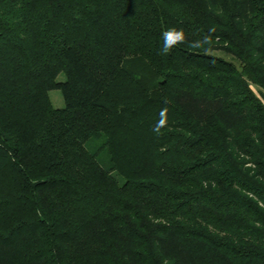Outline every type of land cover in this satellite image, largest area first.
I'll return each mask as SVG.
<instances>
[{"label": "trees", "instance_id": "obj_1", "mask_svg": "<svg viewBox=\"0 0 264 264\" xmlns=\"http://www.w3.org/2000/svg\"><path fill=\"white\" fill-rule=\"evenodd\" d=\"M252 86L264 0H0V264H264Z\"/></svg>", "mask_w": 264, "mask_h": 264}, {"label": "clouds", "instance_id": "obj_2", "mask_svg": "<svg viewBox=\"0 0 264 264\" xmlns=\"http://www.w3.org/2000/svg\"><path fill=\"white\" fill-rule=\"evenodd\" d=\"M215 29H210V31H214ZM163 39H164V44L160 49V54L161 55H167L170 53V51L177 46L178 44L181 43H185L186 42V35L184 30L181 29H177L175 27L172 28H168L166 30H164L161 33ZM211 43V39L209 36H205L203 41H196V42H192L190 44L191 47H201L203 44H210ZM166 109L164 111H162L161 116L164 117L165 113H166ZM166 123L165 119H161L158 122L157 127L154 129L155 131L159 132L160 128L163 127Z\"/></svg>", "mask_w": 264, "mask_h": 264}, {"label": "rangeland", "instance_id": "obj_3", "mask_svg": "<svg viewBox=\"0 0 264 264\" xmlns=\"http://www.w3.org/2000/svg\"><path fill=\"white\" fill-rule=\"evenodd\" d=\"M219 55H221V53L218 52ZM228 59V57H227ZM61 78L63 77L62 75L60 76ZM253 91L256 93V95H259V91L258 88L255 86H252ZM49 98L50 101L52 102L53 107L55 108H62L64 106V102L62 99V96L59 92V90H51L49 91ZM260 98L262 99V102H264V95L260 96Z\"/></svg>", "mask_w": 264, "mask_h": 264}]
</instances>
